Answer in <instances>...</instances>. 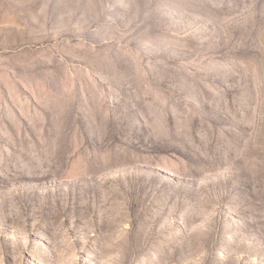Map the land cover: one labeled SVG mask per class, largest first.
Masks as SVG:
<instances>
[{
	"label": "rangeland",
	"instance_id": "obj_1",
	"mask_svg": "<svg viewBox=\"0 0 264 264\" xmlns=\"http://www.w3.org/2000/svg\"><path fill=\"white\" fill-rule=\"evenodd\" d=\"M0 264H264V0H0Z\"/></svg>",
	"mask_w": 264,
	"mask_h": 264
}]
</instances>
